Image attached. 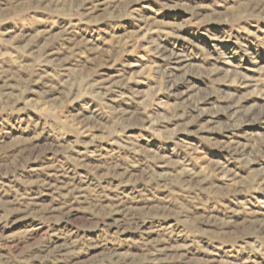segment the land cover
Segmentation results:
<instances>
[{
  "label": "rangeland",
  "instance_id": "obj_1",
  "mask_svg": "<svg viewBox=\"0 0 264 264\" xmlns=\"http://www.w3.org/2000/svg\"><path fill=\"white\" fill-rule=\"evenodd\" d=\"M0 264H264V0H0Z\"/></svg>",
  "mask_w": 264,
  "mask_h": 264
}]
</instances>
